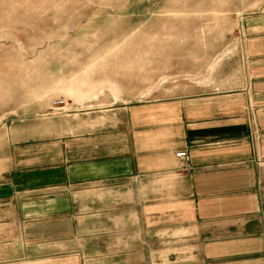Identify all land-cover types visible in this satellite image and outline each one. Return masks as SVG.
Returning <instances> with one entry per match:
<instances>
[{
	"label": "crops",
	"instance_id": "obj_1",
	"mask_svg": "<svg viewBox=\"0 0 264 264\" xmlns=\"http://www.w3.org/2000/svg\"><path fill=\"white\" fill-rule=\"evenodd\" d=\"M245 21L236 85L68 115L6 89L0 264H264V12Z\"/></svg>",
	"mask_w": 264,
	"mask_h": 264
},
{
	"label": "rangeland",
	"instance_id": "obj_2",
	"mask_svg": "<svg viewBox=\"0 0 264 264\" xmlns=\"http://www.w3.org/2000/svg\"><path fill=\"white\" fill-rule=\"evenodd\" d=\"M263 12L264 0H0V96L8 89L32 112L68 115L99 95L145 100L236 85L245 20ZM175 223L181 263L195 253L183 244L197 241Z\"/></svg>",
	"mask_w": 264,
	"mask_h": 264
},
{
	"label": "built area",
	"instance_id": "obj_3",
	"mask_svg": "<svg viewBox=\"0 0 264 264\" xmlns=\"http://www.w3.org/2000/svg\"><path fill=\"white\" fill-rule=\"evenodd\" d=\"M176 156L180 157V158H188V155H187L186 151L177 152Z\"/></svg>",
	"mask_w": 264,
	"mask_h": 264
}]
</instances>
